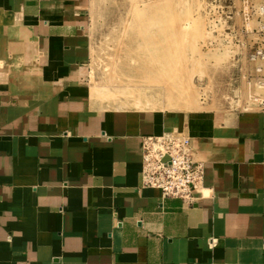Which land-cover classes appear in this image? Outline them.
<instances>
[{"label": "crops", "instance_id": "1", "mask_svg": "<svg viewBox=\"0 0 264 264\" xmlns=\"http://www.w3.org/2000/svg\"><path fill=\"white\" fill-rule=\"evenodd\" d=\"M89 0H0V264H264V108L101 104ZM183 132L192 203L142 187V139Z\"/></svg>", "mask_w": 264, "mask_h": 264}, {"label": "rangeland", "instance_id": "2", "mask_svg": "<svg viewBox=\"0 0 264 264\" xmlns=\"http://www.w3.org/2000/svg\"><path fill=\"white\" fill-rule=\"evenodd\" d=\"M86 17L99 103L218 116L264 108V0H89Z\"/></svg>", "mask_w": 264, "mask_h": 264}, {"label": "built area", "instance_id": "3", "mask_svg": "<svg viewBox=\"0 0 264 264\" xmlns=\"http://www.w3.org/2000/svg\"><path fill=\"white\" fill-rule=\"evenodd\" d=\"M259 73V72H258ZM142 187L163 198L192 203L205 177L204 164L194 158L192 140L178 132L142 139Z\"/></svg>", "mask_w": 264, "mask_h": 264}]
</instances>
